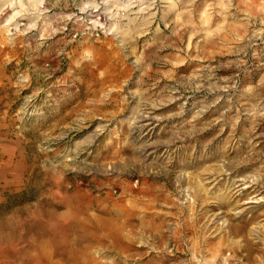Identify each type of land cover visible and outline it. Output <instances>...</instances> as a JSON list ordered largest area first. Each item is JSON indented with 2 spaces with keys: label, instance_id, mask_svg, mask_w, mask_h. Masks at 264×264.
<instances>
[{
  "label": "rangeland",
  "instance_id": "obj_1",
  "mask_svg": "<svg viewBox=\"0 0 264 264\" xmlns=\"http://www.w3.org/2000/svg\"><path fill=\"white\" fill-rule=\"evenodd\" d=\"M131 210L83 264H264V0H0V246Z\"/></svg>",
  "mask_w": 264,
  "mask_h": 264
},
{
  "label": "bare ground",
  "instance_id": "obj_2",
  "mask_svg": "<svg viewBox=\"0 0 264 264\" xmlns=\"http://www.w3.org/2000/svg\"><path fill=\"white\" fill-rule=\"evenodd\" d=\"M74 189H76L75 186ZM74 202L72 200L77 211L83 212L86 208L83 206L85 203L81 205ZM101 211L105 212L107 210ZM120 213L122 214V212ZM132 214L133 210L130 211L129 216L125 217H115L116 215L113 216L112 214V217L109 218H97L96 216H87L86 218L80 216L76 218L54 217L52 218V223L42 220L39 223L38 229L40 240L31 241L27 237V233H24V235H15L16 242L20 241L19 243H21V246L18 248L19 251H17L18 253L15 256L9 258L8 255L11 254L4 250L5 245L0 246V264H48L49 257L51 256H59L68 264H83V262H86L85 251L89 249L93 242L105 240L103 237L110 239L109 245L115 251L136 248L137 242H143L139 239L144 234H148L152 238H158L159 240L162 238L160 227L163 226L164 222L161 218L151 217L150 219H144L132 216ZM50 224H52V227H50ZM10 227L5 226L0 229V236L4 240L9 235L3 231ZM26 229L30 230V227L28 226ZM235 230L238 231L239 228ZM139 236L141 237L139 238ZM179 255L180 253H176V256ZM163 260L165 259L163 258Z\"/></svg>",
  "mask_w": 264,
  "mask_h": 264
}]
</instances>
